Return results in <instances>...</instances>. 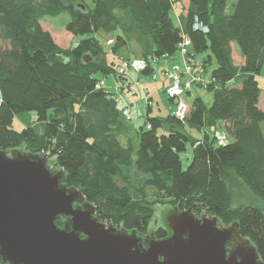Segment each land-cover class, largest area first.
Masks as SVG:
<instances>
[{"label": "trees", "instance_id": "1", "mask_svg": "<svg viewBox=\"0 0 264 264\" xmlns=\"http://www.w3.org/2000/svg\"><path fill=\"white\" fill-rule=\"evenodd\" d=\"M228 1L188 0L184 6L182 0H0V151L24 146L30 154L54 156L64 183L94 205L100 222L147 233L152 206L169 203L196 216H215L224 226L236 222L264 262V214L252 205L233 207L230 188L240 180L264 202V111L256 78L264 73V0ZM61 14L69 18L65 31L82 37L66 49L40 25ZM194 17L207 33L192 29ZM119 26L123 32L115 35ZM135 31L150 41L146 52L132 54L140 58L172 56L182 37L189 39L203 71L212 67L217 88H207L213 90L209 107L194 98L181 122L173 113L151 117L147 105L141 125L124 121L117 99L95 84L99 77L125 81L113 58L129 48ZM99 33L112 37L110 52ZM232 44L242 65L234 64ZM16 117L24 118L20 131L13 128ZM184 123L199 130L219 124L230 140L219 146L205 134L196 140ZM161 128L165 132L158 134ZM155 236L163 238L164 230Z\"/></svg>", "mask_w": 264, "mask_h": 264}, {"label": "water", "instance_id": "2", "mask_svg": "<svg viewBox=\"0 0 264 264\" xmlns=\"http://www.w3.org/2000/svg\"><path fill=\"white\" fill-rule=\"evenodd\" d=\"M51 157L0 151L3 263L264 264L236 222L224 226L191 209L160 208L158 221L169 232L161 239L100 222L94 205L64 183L63 170L49 166ZM58 218L64 219L62 227L55 224Z\"/></svg>", "mask_w": 264, "mask_h": 264}, {"label": "rangeland", "instance_id": "3", "mask_svg": "<svg viewBox=\"0 0 264 264\" xmlns=\"http://www.w3.org/2000/svg\"><path fill=\"white\" fill-rule=\"evenodd\" d=\"M86 3L88 5H91V2L90 0H85ZM234 0H229L228 3L230 4L231 2H233ZM184 4L187 5V0H184ZM69 21V18L66 14H61L57 17H45L43 18L42 20H40V25L41 27L45 30V31H48L54 42L61 48H68L69 46H73L77 40H79L80 38L82 37H76L75 39H73V37L71 36V34H69L68 32L65 31V25L66 23ZM175 24L178 25V20L177 18L175 17ZM123 32V29H122V26H119L118 29L115 31V35H118V34H121ZM97 38L100 42V44L102 45L104 51L106 52H110V49H109V45L111 43V39L112 37L111 36H106V35H103L102 33H99L97 35ZM129 48L126 50V49H122L116 57H123V59L121 60H125V57L127 55V53L129 52V54H133V53H139L140 50L141 51H147L148 48L147 46L150 45V41L147 39V38H144L142 35H140L139 33H137L135 31L134 33V36L132 35L130 38H129ZM232 46L234 47L235 51H238V48L235 44H232ZM142 47V48H141ZM145 51V52H146ZM238 53H235L234 54V61H235V64L238 63L239 61V54ZM161 61H159L156 65H158ZM212 69V67L208 66L207 67V70L206 72L203 71L204 74H207L208 77L210 76V70ZM159 75V74H158ZM160 77V75H159ZM100 78H103L105 79V81H110L109 77H99ZM151 80L153 81H157L158 79H152V77H150ZM257 80H258V83H259V87L261 89H264V73H261L259 76L256 77ZM108 84L106 83V87H105V90L106 91H109L110 88H108L107 86ZM162 91V90H161ZM162 93H164V90L162 91ZM142 94V93H141ZM200 96L204 102V104L209 107L211 102H212V98H213V90H208V89H204V88H201V87H197V86H193L192 88V91L190 94H186V97L185 98V101H187L189 104L192 103V101L194 100L195 97H198ZM118 101V100H117ZM116 101V103H117ZM167 103V102H166ZM169 104V103H168ZM170 105V104H169ZM147 106V101L145 100L144 98V102L142 103L141 107L142 110H141V113L139 112V114L141 115H145V108ZM151 107H152V111H150L149 115L152 117V116H165L166 115V111H165V106L164 105H161L158 100H157V97L155 96L153 98V101L151 103ZM127 109H129L128 107H126ZM117 109H119V106L117 105ZM130 111V110H129ZM131 113V111H130ZM132 115V114H131ZM30 117L31 119H34V114L33 113H30ZM24 118L22 117H16L14 118V121H13V128L16 130V131H20L22 128H23V120ZM138 119L137 117H132V120L130 122H128V124L131 126V127H136V125L138 124ZM184 127L185 129H193V133L198 135L199 137H202V131L196 127H193V126H190L189 124L187 123H184ZM261 127H262V130H263V133H264V122L261 124ZM205 130L208 131V132H211L212 134L211 135V138L213 136V131L215 130L217 133H216V137H217V141H215V145L219 146V145H223L225 143H227L228 141H221V138L219 137V132L222 131V128L219 124H217L215 126V129L213 130L212 127H205ZM190 131V130H189ZM164 129L161 128V129H158V134H161V133H164ZM222 133H224L222 131ZM224 135V134H223ZM228 140V138H227ZM230 140V139H229ZM125 140L122 139V143H124ZM134 145L136 147L137 143H136V140L134 141ZM18 150H23V151H26L25 150V147L24 146H21L19 148H17ZM189 150H187L185 153H183L182 155V162H183V168H185L187 165H188V162H189V159H187L188 157V152ZM47 154V153H45ZM51 160H55V157L52 156L51 158H49V161ZM49 166L50 167H54V162H51L49 163ZM56 170H58V168H55ZM131 176H132V179H131V182L132 184H135L137 185V178L136 176L131 173ZM117 183L121 186V183L120 181H117ZM231 191H232V194H233V203H232V206L236 207V206H241V205H252V206H255V207H258L261 209V211L263 212L264 214V202H262L258 197H256L255 195H253L242 183L240 180H235V182L231 185ZM148 195L150 196L152 194V190L151 189H147L146 190ZM160 208H173V206L169 203H163V204H160V203H157L156 205H153L152 206V210H153V216H152V219L148 225V228L147 230H151L153 229L154 231H156L159 227H163V225L158 221V218H159V209ZM219 223H221L219 221Z\"/></svg>", "mask_w": 264, "mask_h": 264}, {"label": "built area", "instance_id": "4", "mask_svg": "<svg viewBox=\"0 0 264 264\" xmlns=\"http://www.w3.org/2000/svg\"><path fill=\"white\" fill-rule=\"evenodd\" d=\"M193 30H199L203 33L208 32V27L199 22V20L194 17L192 23ZM190 42L186 36H183L181 41L176 46V53L180 57V61L177 63H172L170 67H167L161 73V77L164 82V95L172 101L174 104L175 117L183 122L185 121L189 107L184 100V96L189 93L193 86L201 87L207 89L209 87H216L215 79L211 76L206 77L203 73L202 63L196 55H194L189 50ZM172 56L163 55L161 58L148 57V58H136L133 60H120L119 65L116 67L117 75L126 76L128 72L135 74L142 73L149 66H155L159 61H164L171 59ZM152 79H160L158 72L153 70L151 73ZM106 81L103 78L97 80L95 84V89L105 90ZM135 94V91H131ZM145 94V91H144ZM121 116L125 122H130L132 120V115L127 108L120 110ZM147 129L150 128L149 125L146 126Z\"/></svg>", "mask_w": 264, "mask_h": 264}, {"label": "crops", "instance_id": "5", "mask_svg": "<svg viewBox=\"0 0 264 264\" xmlns=\"http://www.w3.org/2000/svg\"><path fill=\"white\" fill-rule=\"evenodd\" d=\"M182 3L184 6H187L184 4V0H182ZM187 4H188V0H187ZM231 53H232V59L234 61V54L238 53V52L235 51V49L232 45H231ZM120 58L123 59V57H120ZM120 58L115 56L113 59L120 62V60H121ZM136 58H140V57L136 56V55L133 56L132 54H129V53H127V55L125 57V59H127V60H133ZM179 61H180V57L177 54H174L171 59L161 61L158 65L153 66V69L155 71H157L158 74L160 75V77H159L160 79L157 81L151 80L150 74L144 75V74H135L132 72H128L126 74L125 79H124L125 81H121V82L118 81L117 82L112 77H109L110 81H108V79H107L106 83L108 84L107 85L108 88H110L108 92L113 94V96L118 100L117 105L119 106V109L121 110L123 108L128 107L129 110L131 111L132 117H137V119H138L137 123L138 124L136 125V127L141 125V123L144 119V115L139 114V112L141 113V110L143 108V107H141V105L144 102V98L147 101V105H149L151 111H152L151 103L153 101V98L156 96L158 102L161 105L165 106L166 114L174 113V110H175L174 104L172 103V101H170V99H168L164 95V93H162L163 88H164V82H163V79L161 77V73L163 72V70L165 68L170 67L172 65V63H177ZM234 64H235V61H234ZM242 64H243V59L239 54V61L236 65H242ZM205 75H206V77H208L207 74H205ZM132 90L135 91V94L131 93ZM144 91H145V94H144ZM191 91L187 94H190ZM184 97H186V95ZM198 97H200V96H198ZM184 100H185V98H184ZM185 102L187 103L189 110H190L192 103L189 104L187 101H185ZM258 108L264 111V89H262L260 96H259ZM145 110H146V108H145ZM212 128H213V130L215 129V127H212ZM184 131L187 133V135L193 137L196 140L202 139V137H199L198 135L194 134L193 129H191V128L187 130L184 127ZM201 131H202V134H205L208 137H211L210 134H212V133L206 131L205 127L202 128ZM216 133L217 132L214 130L212 138H214L215 141H217ZM223 134L224 133H222V131L219 132V134H218L219 137L221 138V141H229V139L227 140V137L225 136V134L224 135ZM188 152L189 153H188L187 159H189L190 155H191L190 150Z\"/></svg>", "mask_w": 264, "mask_h": 264}, {"label": "flooded vegetation", "instance_id": "6", "mask_svg": "<svg viewBox=\"0 0 264 264\" xmlns=\"http://www.w3.org/2000/svg\"><path fill=\"white\" fill-rule=\"evenodd\" d=\"M165 214H166V212H165ZM164 218H165V215H164ZM163 221H164V219H163ZM159 228H162L164 230V233H165V236L164 237L168 236L169 232H168V230L164 226L163 227H159ZM144 234H149V235L150 234H153V236L156 238L155 231H153V232H147V233H144ZM156 239H161V238H156Z\"/></svg>", "mask_w": 264, "mask_h": 264}]
</instances>
